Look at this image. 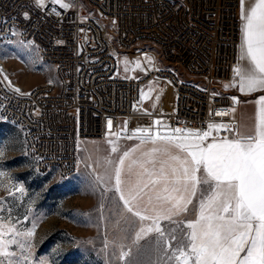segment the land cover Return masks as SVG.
Instances as JSON below:
<instances>
[{"label": "built area", "instance_id": "2783aa9c", "mask_svg": "<svg viewBox=\"0 0 264 264\" xmlns=\"http://www.w3.org/2000/svg\"><path fill=\"white\" fill-rule=\"evenodd\" d=\"M67 1L69 8L0 0V46L21 42L54 68L46 81L26 86L0 64V120L19 130L37 173L73 177L89 139L181 141L209 124L221 126L210 131L219 139L237 137L229 83L239 61L241 0ZM145 45L159 64L145 76L124 75L120 54ZM153 80L169 84L163 108L136 110L143 84Z\"/></svg>", "mask_w": 264, "mask_h": 264}, {"label": "rangeland", "instance_id": "374dc122", "mask_svg": "<svg viewBox=\"0 0 264 264\" xmlns=\"http://www.w3.org/2000/svg\"><path fill=\"white\" fill-rule=\"evenodd\" d=\"M49 1L42 0L40 5L45 7ZM51 1L70 7L67 0ZM240 16L243 26L241 12ZM0 59L12 79L26 86L40 84L54 75V68L42 63L37 52L21 42L0 46ZM119 61L124 75L139 77L155 68L160 58L153 47L145 45L139 51L120 54ZM238 65L239 61L234 69ZM234 69L229 87L241 99L240 78ZM168 90L166 81L145 82L135 109L163 108L164 92ZM233 110L238 118L237 105L233 104ZM134 142L85 141L78 173L59 180L36 172L23 153L19 130L0 120V264H184L183 256L179 261L168 260L172 249L166 244L157 248L152 238L158 234L154 231L135 240L140 228L151 227L152 222L141 221L126 211L114 172L118 157ZM196 144L203 146L204 142ZM113 147L117 151L113 152ZM200 198L198 194L187 214L172 220L183 223L158 222L161 229L178 231L182 227L190 231L187 221L197 218ZM122 251L129 255L122 258Z\"/></svg>", "mask_w": 264, "mask_h": 264}, {"label": "snow or ice", "instance_id": "6c2138e0", "mask_svg": "<svg viewBox=\"0 0 264 264\" xmlns=\"http://www.w3.org/2000/svg\"><path fill=\"white\" fill-rule=\"evenodd\" d=\"M37 2L42 3V0ZM241 8L245 21L241 29V59H246L248 66L242 68L238 65L234 71L240 77V90L247 88L252 92L257 88L264 89V0H255L247 14L244 12V0H241ZM258 103L264 105V95L259 97ZM208 127L209 131H190L189 135L202 142L211 129L219 130L221 126L209 124ZM181 131L175 129L177 133ZM156 139L183 150V145L171 137H159L157 134L142 138L144 141ZM191 147L183 159L172 155L167 148H155L154 153L163 151L168 160L134 161L139 171L133 172L132 165H129L128 179L124 180L123 166L130 152L125 151L118 157L115 181L124 208L141 221H152L151 227L140 228L135 240L138 242L154 231L158 234L152 238L157 248L166 244L168 249H172L170 255L165 252L168 260L179 261L183 256L184 264H189V261L190 264H264V107L248 134ZM112 151H117L116 147ZM172 162H178L179 167ZM133 175L136 176L134 182L131 180ZM121 184L125 185L124 189ZM157 185H162V188ZM198 187L201 197L199 214L196 219L187 221L190 231L182 227L178 231L161 229L158 224L161 217L172 221L173 215L188 211L187 205L192 203L190 197L196 195ZM161 192L169 194L161 195ZM120 255L123 258L129 253L122 251Z\"/></svg>", "mask_w": 264, "mask_h": 264}, {"label": "crops", "instance_id": "0c3cea01", "mask_svg": "<svg viewBox=\"0 0 264 264\" xmlns=\"http://www.w3.org/2000/svg\"><path fill=\"white\" fill-rule=\"evenodd\" d=\"M255 4V0H252L250 2H247L246 3V6L244 7V12L245 14H247V11ZM240 12H241V15H242V8H241V5H240ZM241 55H242V50L240 48V54H239V66L242 67V68H245L248 66V61L245 59V60H242L241 59ZM235 76L240 78L239 76L236 75L235 73ZM240 80V79H239ZM236 84L238 83L237 82V79L235 80ZM241 83V81H240ZM240 93H241V99H239L240 97L238 95H234L235 96V99L238 100V104H237V107L239 109V117H235L236 119L239 120V130H238V133L239 134H248L249 131L253 128L254 124L257 122V116L259 114V111L262 107H264V105H261L258 103L259 101V97L264 95V89L262 88H257L255 91H252V92H249L247 90V88H245L244 91H241L240 90ZM245 96V97H243ZM234 112V110H233ZM107 139H116V138H113V137H110V138H107ZM229 140L233 139V138H227ZM118 140V139H117ZM224 139H218V140H212L210 142H208L207 144L209 143H213V142H220ZM136 142L134 143H131L124 151H129L130 154L127 158H125V164L123 166L124 168V173H122V180L124 179H128V176L126 175L127 172H128V167L129 165H132V170L133 172H137L139 171V169L137 168L136 164H134L133 162L134 161H141V160H144V159H153L155 158L157 161H161V160H168V155L165 154L163 151L161 153H154L153 152V149L155 148H160V149H169V151L171 152L172 155H178L181 159L184 158V156L186 155L187 151H191L192 150V147L191 146H194L196 143H203V142H200L199 140H192V139H185V141H176L180 144L183 145V150L182 149H179V148H176L174 145H168L166 144V142L158 139V140H155V141H152V140H148V141H144V140H135ZM196 142V143H194ZM207 144H203V146H206ZM131 150H134V151H131ZM123 153L121 154V156L123 155ZM146 154H149V155H146ZM174 166L176 167H179V163L178 162H172ZM118 166V165H117ZM147 167H151V165H146ZM159 166V165H157ZM197 175H201V173H197ZM131 180L134 182L136 180V176L133 175L131 176ZM115 186L117 188V185H116V181H115ZM122 189L125 188V185L124 184H121L120 186ZM158 188H162V185H157ZM118 192V195L120 197L121 195V192L117 191ZM169 193H163L161 192V195H168ZM198 194H200V189L199 187L197 188L196 190V195L195 196H192L190 197L191 200H192V203L191 204H188L187 207H188V210L190 209V207L194 204V201L195 199L197 198ZM125 195L127 196V191L125 190ZM155 194L153 193V196ZM171 195L173 196H176L177 194L176 193H171ZM147 199V197H145V200ZM123 203V201H122ZM153 203H155V199L153 200ZM188 212V211H187ZM187 212H182L180 215H173L172 217V220H175V219H178L180 218L181 216H184L185 214H187ZM145 221H149V222H152L151 220H145ZM170 220H167V219H164L163 217H161L159 219V223H163V222H169Z\"/></svg>", "mask_w": 264, "mask_h": 264}, {"label": "bare ground", "instance_id": "6f19581e", "mask_svg": "<svg viewBox=\"0 0 264 264\" xmlns=\"http://www.w3.org/2000/svg\"><path fill=\"white\" fill-rule=\"evenodd\" d=\"M251 0H244V7L246 6V3L247 2H250ZM0 64H1V67H2V70H3V72H4V75L8 78V79H12V76H11V74H10V72H9V69L7 68V66H6V63L5 62H3L2 63V60H0ZM131 77H133V76H131ZM226 138H234V137H232V136H226ZM219 138H217V137H215L214 136V134L212 133V134H209V136L205 139V140H203V142L205 143V144H207L208 142H210V141H212V140H218Z\"/></svg>", "mask_w": 264, "mask_h": 264}]
</instances>
